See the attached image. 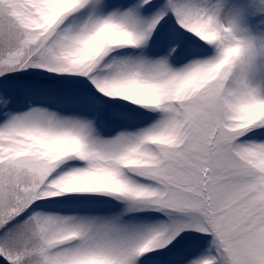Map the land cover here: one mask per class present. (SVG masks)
<instances>
[{
	"label": "snow or ice",
	"instance_id": "snow-or-ice-1",
	"mask_svg": "<svg viewBox=\"0 0 264 264\" xmlns=\"http://www.w3.org/2000/svg\"><path fill=\"white\" fill-rule=\"evenodd\" d=\"M0 264H264V0H0Z\"/></svg>",
	"mask_w": 264,
	"mask_h": 264
}]
</instances>
